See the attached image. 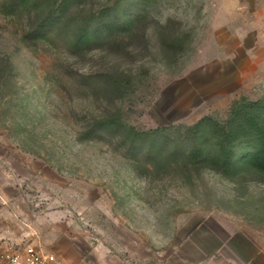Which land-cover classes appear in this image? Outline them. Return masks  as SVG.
<instances>
[{
  "label": "rangeland",
  "instance_id": "374dc122",
  "mask_svg": "<svg viewBox=\"0 0 264 264\" xmlns=\"http://www.w3.org/2000/svg\"><path fill=\"white\" fill-rule=\"evenodd\" d=\"M112 2L72 0L47 38L30 40L37 13L0 0V252L264 264V175H225L185 154L200 143L188 127L264 100V0H141L128 34L74 46L68 28ZM111 114L124 128L96 132ZM129 127L166 129L165 154L132 148Z\"/></svg>",
  "mask_w": 264,
  "mask_h": 264
},
{
  "label": "trees",
  "instance_id": "16d2710c",
  "mask_svg": "<svg viewBox=\"0 0 264 264\" xmlns=\"http://www.w3.org/2000/svg\"><path fill=\"white\" fill-rule=\"evenodd\" d=\"M71 1L12 0V3L15 9H31L37 13L35 25L27 36L30 40H39L47 38L56 28L64 18L65 10ZM140 1L113 0L111 5L97 14L93 13L87 19H81L75 27L71 29L67 27L66 34L69 41L74 46H81L95 38L103 39L128 34L142 19L143 12L138 3ZM72 23H75L74 19ZM5 61L10 66L8 58ZM122 81L120 77H114L108 82L119 92ZM93 126L95 131L100 133L124 128L119 114L95 118ZM188 129L197 133L200 142L185 152L190 161L204 163L225 175H235L247 168L264 175V100L250 101L245 98L237 100L232 105L230 117L224 123L215 124L207 117ZM166 131L164 128L137 131L129 127L125 129L123 135L132 148L138 147L142 150L149 147L153 153H158L159 159L165 152V141L170 140ZM206 134L211 136L204 141ZM100 136L98 134L96 137ZM179 154V149L176 148L167 153V157Z\"/></svg>",
  "mask_w": 264,
  "mask_h": 264
},
{
  "label": "built area",
  "instance_id": "2783aa9c",
  "mask_svg": "<svg viewBox=\"0 0 264 264\" xmlns=\"http://www.w3.org/2000/svg\"><path fill=\"white\" fill-rule=\"evenodd\" d=\"M0 264H62L58 256L37 245L8 248L0 252Z\"/></svg>",
  "mask_w": 264,
  "mask_h": 264
},
{
  "label": "crops",
  "instance_id": "0c3cea01",
  "mask_svg": "<svg viewBox=\"0 0 264 264\" xmlns=\"http://www.w3.org/2000/svg\"><path fill=\"white\" fill-rule=\"evenodd\" d=\"M249 55H252V54H249Z\"/></svg>",
  "mask_w": 264,
  "mask_h": 264
}]
</instances>
